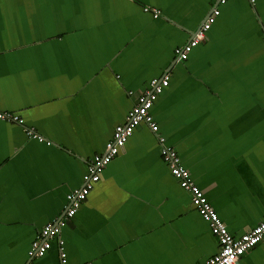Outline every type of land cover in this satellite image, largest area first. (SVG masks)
<instances>
[{
  "label": "crops",
  "instance_id": "crops-1",
  "mask_svg": "<svg viewBox=\"0 0 264 264\" xmlns=\"http://www.w3.org/2000/svg\"><path fill=\"white\" fill-rule=\"evenodd\" d=\"M215 6L205 39L177 60ZM165 73L150 109L157 134L227 229L246 232L264 218V0H0V110L22 119H0V264H201L218 251L140 123L64 219L65 261L56 239L27 254ZM237 264H264V239Z\"/></svg>",
  "mask_w": 264,
  "mask_h": 264
},
{
  "label": "built area",
  "instance_id": "built-area-1",
  "mask_svg": "<svg viewBox=\"0 0 264 264\" xmlns=\"http://www.w3.org/2000/svg\"><path fill=\"white\" fill-rule=\"evenodd\" d=\"M226 1L227 0H216V3L221 4ZM249 1L253 3V0ZM144 9L149 10L147 7H144ZM152 12L154 17L159 15V12L155 9H153ZM219 12L220 10L217 6L213 7L191 38L173 49L174 56L177 60H185L193 47L205 39L208 29L214 23ZM168 80L169 76L166 73L161 77L151 78L148 87L137 94L135 102L128 111L125 120L115 125L112 136L106 142L104 150L101 153L95 154L88 162L87 169L82 175L81 185L77 189L67 193L66 208L63 215L47 222L35 235L27 251L30 258L42 255L50 247L51 240L56 239L62 257L61 260L62 262L65 261L63 241L59 237L64 219L74 215L87 193L99 179L104 166L116 156L119 150L124 146L127 138L131 135L133 129L140 123L148 125L151 131L157 135L160 155L163 161L166 163L179 185L189 192L191 204L208 223L212 234L217 238L219 244L218 251L205 259L201 264H237L241 255L264 239V218L246 232L237 235L232 234L207 200L202 189L192 180L188 170L181 165L176 150L171 145L165 143V139L162 135L157 134L158 125L154 121L150 109L157 96L168 84ZM0 119L22 124V119L19 118L17 114L9 111L0 110ZM24 131L25 134L31 138H35L38 141L45 140L32 127H24ZM47 143H49V141H47Z\"/></svg>",
  "mask_w": 264,
  "mask_h": 264
}]
</instances>
